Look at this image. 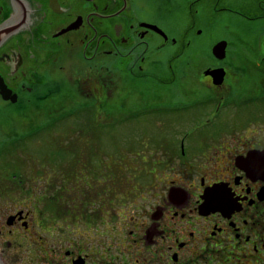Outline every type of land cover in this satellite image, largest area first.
Instances as JSON below:
<instances>
[{
  "label": "flooded vegetation",
  "instance_id": "obj_1",
  "mask_svg": "<svg viewBox=\"0 0 264 264\" xmlns=\"http://www.w3.org/2000/svg\"><path fill=\"white\" fill-rule=\"evenodd\" d=\"M198 1L189 0L176 36L165 14L153 17L132 0H0V103L11 116L19 104L29 118L53 111L59 88L65 98L108 102L104 74L117 61L126 79L143 83L145 113L164 115L167 125L179 119L187 130L165 140L161 155L139 156L149 162L139 187L126 190L128 157L120 175L111 153L83 152L63 154V170L28 172L31 184L44 180L40 186L0 185L4 264H264V158L256 154L264 150V56L251 59L256 77L247 87L249 74L233 70L239 64L227 58L226 39L223 58L177 56L196 45ZM219 67L221 80L207 72ZM178 77L189 88L181 96L169 89ZM156 84L170 94L147 99ZM41 98L48 108L36 105ZM228 110L235 121L221 127ZM99 117L78 122L81 136L84 127L109 128Z\"/></svg>",
  "mask_w": 264,
  "mask_h": 264
},
{
  "label": "rangeland",
  "instance_id": "obj_2",
  "mask_svg": "<svg viewBox=\"0 0 264 264\" xmlns=\"http://www.w3.org/2000/svg\"><path fill=\"white\" fill-rule=\"evenodd\" d=\"M188 2L189 0H132L138 10H146L153 17H156L154 15L159 12L165 14L167 18L165 21L172 26V34L176 36L186 24ZM191 5L200 26V33H196L192 39L196 45L187 47L181 58L183 60L191 57H198L197 60H201L199 59L201 57L209 58L212 45L218 40L226 39L229 44L227 58H235L236 63L239 64V70L237 68L233 70L249 74L246 77L247 82L241 87L250 86L256 77L251 59L264 56V0H202ZM169 52L170 49H165L163 56ZM182 73L178 70L176 74ZM261 73L264 74V69ZM111 75L112 82L109 81ZM104 76L108 81L106 89L112 92V98L108 102H103L101 95L92 98L79 95L71 98L77 101H72L70 98L68 100L69 104H73L91 99L94 113L100 116L98 120L109 119L110 121L108 129L107 126L98 131L91 127L82 128V136L78 122L89 124L83 114L65 117L51 124L50 113L45 112L30 117L32 119L30 125L34 124L33 134H25L27 129L16 140L4 141L9 134L22 131L28 128L29 124L21 125L18 120L15 125H12V122L8 123L12 113L5 104L0 103V185H7L6 181H9V185L14 186L28 187L34 183L40 186L44 180H38L39 177H37L31 184L28 181V172L32 173L41 169L63 170L66 166L64 161L60 160L62 155H74L81 152L99 156L111 153L115 160V173L120 175L124 174L123 156L128 157L130 162H127L129 167H126L125 173L126 190L143 185L142 171L144 167H148L149 162L142 161L139 156L152 153L161 155L164 150L169 149L165 140L178 139L187 130L178 124L179 119L175 120L176 124L167 125L168 120L164 115L155 117L153 114L144 112V105L140 102L143 83L126 79L123 64L120 62L115 61L114 71L110 75L105 73ZM260 80L257 78L253 84L258 85ZM85 88L87 89L86 85H83V90ZM169 89L175 96H181L189 88L183 78L178 77V81ZM169 89L164 84H156L151 86V91L146 93L145 97L149 99L156 94H170ZM250 106L248 104L243 107L250 108ZM67 109L71 110L69 107ZM228 111L224 116L225 121L220 122L221 127L227 128L231 121H235L232 110ZM241 113L244 116H250L246 111ZM55 114L56 111L51 115ZM154 118H158L156 120L158 124H154ZM37 125L40 128L36 130ZM11 128L14 129L11 130ZM87 138H89L88 141ZM95 139H97L95 142L98 141V146H94L95 142L91 143ZM92 148L95 150L93 151ZM69 160L68 158L69 168H73L74 162Z\"/></svg>",
  "mask_w": 264,
  "mask_h": 264
},
{
  "label": "trees",
  "instance_id": "obj_3",
  "mask_svg": "<svg viewBox=\"0 0 264 264\" xmlns=\"http://www.w3.org/2000/svg\"><path fill=\"white\" fill-rule=\"evenodd\" d=\"M180 55H182V53H180L179 55H177V56H180ZM59 91H60V88L57 90V91H55L54 92V95H56V98L54 99V101H53V103L51 104L52 105V107H55V108H53L54 110L53 111H50V112H47V113H50V122H51V124H54V122L55 123H57V122H59L60 120H62V119H64L65 117H69V116H72V115H80V114H83L84 115V118L89 122V123H91V122H94V121H96V118H95V115L97 114V113H94V106L92 105V101H91V99H89L90 101H88V100H86V101H84V102H82V103H80L81 105H79L78 107H77V102H74L73 104H69L68 103V100H69V98L71 99V98H73L74 97V95H70V96H67L66 98L65 97H62V96H60L59 94ZM68 98V99H67ZM72 101H77V100H73V99H71ZM36 105H38L39 107H42V106H47V108H48V104H46V99L45 98H41V99H39V100H37V103H36ZM80 106L82 107V109L80 108ZM21 107V104H19V107L18 108H16L15 110V112H16V114L15 115H13V116H9V119H8V123H10V122H12V125H15V123H16V120H18L19 122H20V124L22 125V124H29V126H28V128H26V129H24V130H22V131H19V132H14V133H12V134H9L8 136H7V138L4 140V141H8V140H16L17 139V137L18 136H20V134L23 132V131H25V130H27V132L25 133V134H33L34 133V124H32V125H30V123H31V121L30 120H32V119H30L29 117H26V116H24V115H22L20 112H19V108ZM67 107H69V108H71V110H69V109H67ZM91 107H92V109H91ZM68 111H67V110ZM82 110V111H81ZM54 111H56V114L55 115H51ZM58 112V113H57ZM65 114V115H64ZM1 118V117H0ZM43 127V126H42ZM38 128H40V126H38L37 125V128H36V130L38 129ZM84 128H86V127H84ZM12 129H14V128H11V130ZM8 131H10V130H8ZM6 133H8V132H6ZM24 137H26L25 135H23ZM3 141V142H4ZM2 142V143H3ZM15 172V171H14Z\"/></svg>",
  "mask_w": 264,
  "mask_h": 264
},
{
  "label": "water",
  "instance_id": "obj_4",
  "mask_svg": "<svg viewBox=\"0 0 264 264\" xmlns=\"http://www.w3.org/2000/svg\"><path fill=\"white\" fill-rule=\"evenodd\" d=\"M226 46H227V41L225 39H221L216 41L211 48L212 54L217 57V58H223L225 56L226 52ZM210 74H217L218 75V80H221L222 76L224 75V69L222 67L215 68L213 70H208L207 71ZM3 96L5 99L10 98L12 101H15V95H10V90L9 89H3ZM259 157L264 158V150L256 153ZM256 169V168H255ZM262 170V169H261ZM0 264H4L0 258Z\"/></svg>",
  "mask_w": 264,
  "mask_h": 264
}]
</instances>
